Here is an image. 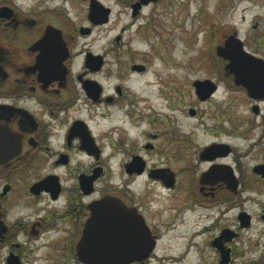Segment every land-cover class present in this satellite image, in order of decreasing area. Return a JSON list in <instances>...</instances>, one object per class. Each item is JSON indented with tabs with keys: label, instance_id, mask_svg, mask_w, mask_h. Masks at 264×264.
Segmentation results:
<instances>
[{
	"label": "flooded vegetation",
	"instance_id": "flooded-vegetation-1",
	"mask_svg": "<svg viewBox=\"0 0 264 264\" xmlns=\"http://www.w3.org/2000/svg\"><path fill=\"white\" fill-rule=\"evenodd\" d=\"M9 8L8 18H0V264H94L79 252L87 233V249L102 246L97 234L106 226L101 214L108 202L135 210L150 231L152 252L127 264H168L170 256L160 254V243L186 215L198 211L192 234L207 237L215 254L212 264H235L242 252L240 241L255 220L244 207L251 198L244 201L248 183L241 173L239 149L223 140L194 147L191 133L143 132L147 139L123 163V152L110 141L113 130L99 131L91 114L104 108L101 118L110 117L125 96L122 87L108 93L98 80L107 66L106 55H101L98 70L88 67V52L81 65L76 64L83 54L72 52L76 37ZM50 26L62 32L67 53L61 68L51 62L52 76L45 78L37 45ZM217 57L218 74L240 89L225 70L227 62ZM135 65L132 76L148 71L140 63L142 69L134 70ZM90 82L98 83L99 94H90ZM214 84L216 92L206 100L196 93L201 102L217 93ZM191 110L189 117H194ZM219 145L228 147L206 152ZM134 161L137 166L129 167ZM260 165L249 172L251 180ZM225 172L232 175L228 180ZM129 178L131 183L140 180L135 193ZM96 210L100 220L93 223ZM242 214L249 216V226H242ZM252 253L244 264H264V249Z\"/></svg>",
	"mask_w": 264,
	"mask_h": 264
},
{
	"label": "rangeland",
	"instance_id": "rangeland-1",
	"mask_svg": "<svg viewBox=\"0 0 264 264\" xmlns=\"http://www.w3.org/2000/svg\"><path fill=\"white\" fill-rule=\"evenodd\" d=\"M90 1L0 0V7H17L28 19H41L61 26L66 36L72 34L77 41L72 52H83L76 64L81 65L85 52L106 55L107 66L98 80L108 93L122 87L125 96L110 117L101 118L104 108L91 114L99 131L113 130L110 141L123 152V163L147 139L143 132L191 133L194 147L197 142L223 140L239 149L241 173L248 183L244 201L251 198L244 207L255 219L239 245L242 252L235 264H244L254 249L257 254L264 249V179L257 174L252 182L249 177L254 166L264 164V99L249 97L246 89L231 86L218 74L216 48L236 33L247 51L264 59V0H158L145 5L136 17L134 0H98L112 11L108 23L98 26L88 17ZM82 29L90 33L82 35ZM134 63L148 71L132 76ZM205 79L218 83V91L201 102L193 83ZM190 109L194 117H189ZM117 169L121 171V165ZM132 180L128 184L135 193L140 180ZM200 216L199 211L186 215L184 223L160 243V254L170 256L168 264H212L215 254L207 237L192 234Z\"/></svg>",
	"mask_w": 264,
	"mask_h": 264
},
{
	"label": "water",
	"instance_id": "water-1",
	"mask_svg": "<svg viewBox=\"0 0 264 264\" xmlns=\"http://www.w3.org/2000/svg\"><path fill=\"white\" fill-rule=\"evenodd\" d=\"M158 0H136L133 4V16L136 17L140 13L142 6L148 5L150 2ZM12 9L9 7L0 8V18H8ZM112 11L106 8L98 0H91L89 9V19L94 25L108 23ZM83 35L89 34L90 29H82ZM120 38L117 39L119 41ZM42 50V56L39 62H42L44 73L42 76L50 78L51 62L55 61L58 68H61L62 62L66 58L67 49L62 39V32L54 27H48L44 38L38 43ZM216 54L227 62L225 70L234 76L237 86L246 89L248 95L254 99H264V59L257 58L245 49L244 42L237 37V34L226 37L223 45H219ZM57 60V61H56ZM87 65L93 70H98L102 65L101 56L88 55ZM96 68V69H95ZM134 70L142 69V66L135 65ZM196 93L201 100H206L216 92V85L210 80L197 81L194 84ZM89 91L92 96L99 94L98 83L90 82ZM256 114L259 113L258 107L254 108ZM227 145L213 146L207 149V153L213 149L225 148ZM136 167L137 161H134L129 167ZM255 173L260 174L264 178V165L255 167ZM213 173L218 174L217 170ZM227 180L230 175L226 174ZM235 184H237L235 180ZM113 203L108 202L106 206H102V217H105L106 226L104 231L97 234V244L102 242L99 248L87 249L89 245V233L84 237L81 245L80 256L82 259H88L94 264H127L135 260L146 258L152 251L150 231L148 230L142 217L134 210L124 208H116ZM113 206V207H112ZM93 217V223L100 220L98 211ZM104 213V214H103ZM242 226H249V216L242 214ZM102 219V218H101ZM245 220H247L245 222ZM90 228V227H89ZM89 228H87L89 230ZM87 230V231H88ZM149 240V241H148ZM85 247V248H84ZM223 260H226L225 258ZM228 261H225V264Z\"/></svg>",
	"mask_w": 264,
	"mask_h": 264
}]
</instances>
